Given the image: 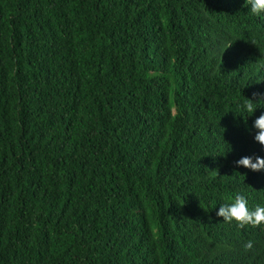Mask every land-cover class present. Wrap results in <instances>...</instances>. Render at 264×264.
Returning a JSON list of instances; mask_svg holds the SVG:
<instances>
[{"label":"trees","instance_id":"trees-1","mask_svg":"<svg viewBox=\"0 0 264 264\" xmlns=\"http://www.w3.org/2000/svg\"><path fill=\"white\" fill-rule=\"evenodd\" d=\"M254 92L245 0H0V264H264Z\"/></svg>","mask_w":264,"mask_h":264},{"label":"clouds","instance_id":"clouds-1","mask_svg":"<svg viewBox=\"0 0 264 264\" xmlns=\"http://www.w3.org/2000/svg\"><path fill=\"white\" fill-rule=\"evenodd\" d=\"M245 4L250 6V12L256 16L264 14V0H245ZM253 97H260L259 100L254 101L253 99L247 98V102L242 105L243 110L251 115L257 109L254 106V102L264 100V94L254 92ZM247 123V120H245ZM254 128L258 131L254 137L255 141L260 145L264 146V114H261L254 121ZM237 163L245 168H248L254 172H259L264 170V158L259 156L255 157V162H253L252 157H243ZM217 216L223 217V222L231 223L235 221L240 228L245 226H251L253 228L264 225V206L257 205L254 210L248 208L247 199L237 194L235 199L230 204L221 205ZM244 248L249 251L253 248V243L248 241Z\"/></svg>","mask_w":264,"mask_h":264}]
</instances>
